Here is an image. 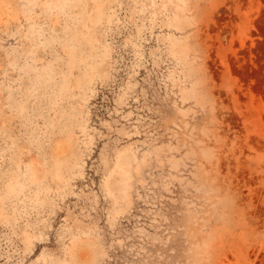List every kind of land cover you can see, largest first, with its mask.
<instances>
[{"label":"rangeland","instance_id":"1","mask_svg":"<svg viewBox=\"0 0 264 264\" xmlns=\"http://www.w3.org/2000/svg\"><path fill=\"white\" fill-rule=\"evenodd\" d=\"M0 264H264V0H0Z\"/></svg>","mask_w":264,"mask_h":264}]
</instances>
